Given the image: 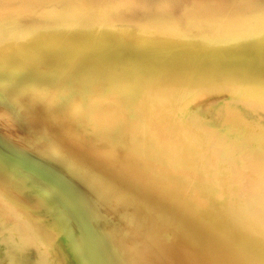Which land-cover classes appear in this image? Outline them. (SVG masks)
Wrapping results in <instances>:
<instances>
[{
	"label": "bare ground",
	"instance_id": "obj_1",
	"mask_svg": "<svg viewBox=\"0 0 264 264\" xmlns=\"http://www.w3.org/2000/svg\"><path fill=\"white\" fill-rule=\"evenodd\" d=\"M169 5L0 0V264H264V0Z\"/></svg>",
	"mask_w": 264,
	"mask_h": 264
},
{
	"label": "rangeland",
	"instance_id": "obj_2",
	"mask_svg": "<svg viewBox=\"0 0 264 264\" xmlns=\"http://www.w3.org/2000/svg\"><path fill=\"white\" fill-rule=\"evenodd\" d=\"M149 4H156V5H167V1L169 2V9L171 11L170 15H164L163 18L170 19V24L175 25L177 24L178 20L183 15L186 8L192 5V0H143ZM95 15H91V20L96 19ZM94 18V19H93ZM221 104V97L220 96H211L207 99H205L200 108V112L202 116L205 118L207 122L213 123V124H219L220 122V116H218L217 110L219 109V106ZM244 118L247 120H253L256 119L257 116L253 115L249 110L243 109L241 111ZM46 144L50 146V140L46 141ZM261 148V147H260Z\"/></svg>",
	"mask_w": 264,
	"mask_h": 264
}]
</instances>
